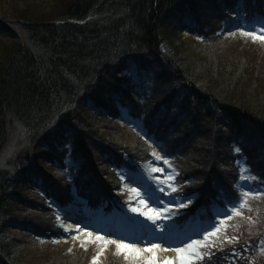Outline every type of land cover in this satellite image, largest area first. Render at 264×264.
<instances>
[{"label":"trees","instance_id":"trees-1","mask_svg":"<svg viewBox=\"0 0 264 264\" xmlns=\"http://www.w3.org/2000/svg\"><path fill=\"white\" fill-rule=\"evenodd\" d=\"M239 2L264 17V0H0V264H146L59 220L132 210L124 183L157 152L172 227L237 206L194 264H264V35H221Z\"/></svg>","mask_w":264,"mask_h":264},{"label":"rangeland","instance_id":"rangeland-1","mask_svg":"<svg viewBox=\"0 0 264 264\" xmlns=\"http://www.w3.org/2000/svg\"><path fill=\"white\" fill-rule=\"evenodd\" d=\"M245 14L243 12L240 16L236 10L230 11L228 17L231 19L228 20L221 35L224 37L245 33H250L247 34V37L261 35V29L264 28L263 24L252 23L250 26L247 25ZM33 36L36 38L31 32V37ZM33 47H36L34 43ZM210 56L214 55L204 54L203 59H209ZM189 59L192 58L189 57ZM132 74L138 76L139 72L136 68H132ZM15 128L19 129L18 126H15ZM20 132L21 130H17L15 137L7 143L4 158L9 159L13 152L17 150ZM175 177V173L171 172L163 159L153 165V168L145 169L140 175L133 176V178L130 177L134 186L129 181L126 185L129 189L135 187L136 190L137 187L140 204L135 208V211L126 210L118 217L105 221L106 223H102L104 221L101 222L95 212L84 211L81 209V205L76 203V208H70L61 217V226L65 229L64 241H75L76 244L84 248H89L98 239H104V241L110 243L116 241L120 250L124 253L128 252V257L134 262L193 264L195 262L192 257L193 253L205 242V232L198 226L189 231L167 234L165 228L167 226L165 218L169 215L164 213V210L168 201H171V191L174 190ZM243 182L241 188L247 192L251 182L248 179ZM172 203V207L178 206L180 199H174ZM217 214L221 215L219 212ZM122 217L125 220L134 219L137 223H144L147 228L142 227L140 230H136L133 226H119L117 221L123 219ZM69 218L79 219L80 221H68Z\"/></svg>","mask_w":264,"mask_h":264},{"label":"snow or ice","instance_id":"snow-or-ice-1","mask_svg":"<svg viewBox=\"0 0 264 264\" xmlns=\"http://www.w3.org/2000/svg\"><path fill=\"white\" fill-rule=\"evenodd\" d=\"M261 30L264 31V28H262ZM245 34L247 35V34H250V33H245ZM261 38H264V37H261ZM236 151L239 152V148H237ZM245 195H247V194H245ZM133 210L135 211V209H133ZM237 214H239V213H237ZM205 239H207V237H205Z\"/></svg>","mask_w":264,"mask_h":264},{"label":"bare ground","instance_id":"bare-ground-1","mask_svg":"<svg viewBox=\"0 0 264 264\" xmlns=\"http://www.w3.org/2000/svg\"><path fill=\"white\" fill-rule=\"evenodd\" d=\"M69 221H74L73 219H69Z\"/></svg>","mask_w":264,"mask_h":264}]
</instances>
